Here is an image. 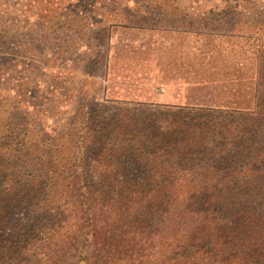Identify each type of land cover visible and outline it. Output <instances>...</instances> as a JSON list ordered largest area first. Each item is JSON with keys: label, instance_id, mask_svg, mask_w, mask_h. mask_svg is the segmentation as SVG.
Masks as SVG:
<instances>
[{"label": "trees", "instance_id": "16d2710c", "mask_svg": "<svg viewBox=\"0 0 264 264\" xmlns=\"http://www.w3.org/2000/svg\"><path fill=\"white\" fill-rule=\"evenodd\" d=\"M252 12L184 28L124 10L73 40L92 83H74L67 115L25 86L0 95V264H264V6ZM130 57L190 72L197 96L110 95V63Z\"/></svg>", "mask_w": 264, "mask_h": 264}, {"label": "rangeland", "instance_id": "374dc122", "mask_svg": "<svg viewBox=\"0 0 264 264\" xmlns=\"http://www.w3.org/2000/svg\"><path fill=\"white\" fill-rule=\"evenodd\" d=\"M261 6H264V0H0V28L6 27L8 39L4 51L7 60L0 58V95L18 100L20 89L25 86L31 90L28 94L21 92L25 99L35 95L32 99L37 101L41 96H49L51 102L48 100L45 104L51 110L50 114L58 110L65 116L74 100V83H92L89 77L80 73L83 61L78 54L85 53L86 49L73 41L76 35L95 36L109 19L117 17L114 14L124 10L133 12L134 19L144 22L143 25L186 28L201 26L207 21L216 28L218 22L238 20L245 27L249 23L243 21L249 22L252 10ZM113 10L116 11L113 13ZM208 12L213 13L209 19L205 17ZM69 28L73 31H68ZM65 34L69 35L67 43L62 42ZM62 56L71 61L66 63ZM156 63L134 57L115 58L110 63V80L102 84L108 86L110 95L124 94L128 90L133 94H147L160 102H175L176 98L186 95L197 96L192 94L194 88L188 85L191 83H187L191 80L190 72H166V63ZM23 71L27 80L20 78ZM54 81L67 88L66 96L57 91L53 94L45 92L47 82ZM45 114L49 113L39 117ZM64 121L65 117L55 120L56 126Z\"/></svg>", "mask_w": 264, "mask_h": 264}, {"label": "crops", "instance_id": "0c3cea01", "mask_svg": "<svg viewBox=\"0 0 264 264\" xmlns=\"http://www.w3.org/2000/svg\"><path fill=\"white\" fill-rule=\"evenodd\" d=\"M165 102H171V101H165ZM172 102H174V101H172Z\"/></svg>", "mask_w": 264, "mask_h": 264}]
</instances>
